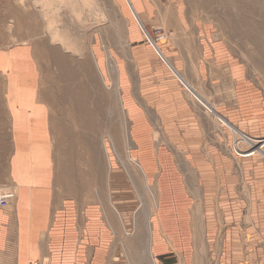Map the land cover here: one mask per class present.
Here are the masks:
<instances>
[{
  "label": "crops",
  "instance_id": "1",
  "mask_svg": "<svg viewBox=\"0 0 264 264\" xmlns=\"http://www.w3.org/2000/svg\"><path fill=\"white\" fill-rule=\"evenodd\" d=\"M235 3L238 13L167 14L145 13L139 0L116 49L131 155L158 194L148 228L156 264H264V158L234 150L238 134H247L241 152L264 137V6ZM158 23L168 34L162 56L142 33L150 38ZM0 79V186L9 193L0 264H124L121 247L111 257V222L115 210L131 218L137 198L114 148L108 167L106 113L82 132L79 112L58 110L68 126L57 148L55 98L33 51L0 49Z\"/></svg>",
  "mask_w": 264,
  "mask_h": 264
},
{
  "label": "rangeland",
  "instance_id": "2",
  "mask_svg": "<svg viewBox=\"0 0 264 264\" xmlns=\"http://www.w3.org/2000/svg\"><path fill=\"white\" fill-rule=\"evenodd\" d=\"M0 1H1L0 5L2 6V8H0V10H6V11H9L11 13L10 17L3 20L4 21V23H2L3 26H1V24H0V29H1L0 31H2V33L3 32L4 33H11V35L13 36L12 40H14V41L26 40L27 42L32 43L36 58L38 59V56H39L41 63L43 65L46 63L44 65V67L46 66L47 68H49L47 72L44 71L42 73V81H43L44 85H47L48 88H51V83L49 82L48 77L51 74H52L51 76H53V74L57 75L59 73V71H58L56 66H53V64L49 62L43 48H41L38 45V43H39L38 41H40V40H42L48 36L47 35L48 33H46L43 29V24L40 25V23L44 22V20H42V19H44V18H42L43 17L42 5L41 6L39 5L40 0H9V1L8 0H0ZM134 1L137 3L139 0H71V1L70 0H67V1L66 0H60V2L58 0H54L53 3L48 1L45 5L47 6V8L49 10L57 11L56 8H58L60 6V4H62V3L66 4L65 8L62 7L61 9H58V11H60V12L62 10L65 12L64 13H57L58 17L56 18L58 20L59 19L62 20L64 18V16L67 18L69 25H67L63 29H66L69 31H71L73 28L75 31L78 29H84V28L86 30L89 29L88 31H86L87 48L83 47V49L81 51L90 53V49H91L92 45L95 47V50L97 52L96 55L98 58L99 68L102 69V72L105 75L107 82L112 84L113 77L111 75L110 61H109L108 55H107L108 50L110 51L111 56L114 58V61H115L116 67H117L118 55H117L116 49L118 47H120L122 42H125L127 39V28H128V18H129L128 15L131 13H140L139 8H135L136 3ZM228 1L229 2L233 1V2L228 4ZM243 1L247 5L248 10L254 9L255 7H259V5L264 6V0H243ZM133 2L135 3V5L132 4ZM50 3H52V4H50ZM73 4H74V6H73ZM227 4H228V6H227ZM141 6H144V7H141L140 9L142 11V8H143L145 13H167V14L168 13H212V12L213 13H228V10L234 11V13H238L237 10L239 11L238 5L235 3V0H214L212 2H211V0H141ZM66 7H68V8H66ZM0 15H3V13H0ZM78 19H80V20H78ZM63 22L64 21L62 20L61 23L63 24ZM89 22H90V25H89ZM78 23H80V24H78ZM19 24H21V25H19ZM72 25H74V27ZM81 25L85 26V27H82ZM59 26H62V25H59ZM62 27H64V26H62ZM59 28H61V27H59ZM16 31H17V33L19 31L20 33H18V34L19 35L22 34V36H19L17 33H15ZM148 32L150 33L151 39L149 38V35L147 36L146 33L144 32V30L142 29V33L144 34L146 40L147 41L151 40V42L157 44L156 46H157V48H159V50H157V48H156V51L159 55H161V51H160V50H162L161 44L163 42H166V40L168 38V34L166 33V30L164 29V25H162L161 23H158L157 26H152V28L150 27V29L148 28ZM23 35H25V36H23ZM15 36H17L18 38L17 37L15 38ZM47 41L49 42V40H47ZM72 50H73L74 55H75L74 59H76L74 63L77 64L76 62L80 60L78 57L79 52L81 54H82V52L79 51L78 49H74V47H72ZM85 50H87V51H85ZM65 53L67 55H73L70 51L65 52ZM89 58H91V57H89ZM90 64L91 65H90V68L88 71L91 72L92 74H94L96 78L98 75V79H96L98 82L97 83L92 82V84H91L92 88L96 87L95 86V84H96L97 89H94L96 94H97V92H98L99 96L101 95V93L107 94V95H104V98H103L104 102L102 104L100 103L101 100H99V98H98L99 96H97V98H96V109H95V111H92V118L94 119L93 114H94V112H97L96 110H100V113H101V109L104 107L103 106V104H104L106 108H103V110H104V113H106V121L104 119H102L101 120V126L103 127L104 126L103 123L105 122V126H110L114 130L113 121L115 122V120H113V119L117 113L116 111H118V104L115 100L114 92L112 89H108V88L106 89V86L102 82L104 80L99 75L95 62L91 61V59H90ZM117 72H118V69H117ZM114 78L116 79V76ZM179 81L182 85H184L180 79H179ZM98 86L100 88L105 89L104 90L105 92H100L101 89H99ZM97 106L99 109L97 108ZM61 107H62V105L58 104L56 109H54V108L53 109L55 110V112L62 109L63 110L62 112L63 113L66 112L68 115V111L66 109H63V107L62 108ZM111 110L114 112V114L112 116H110V113H109V111H111ZM70 114H71V117L74 116V114H72V113H70ZM116 116L120 117V119L117 118L116 120H120L121 129L123 127H125V125L129 129L127 117H126V124H125L123 116H120L119 112L117 113ZM1 117L2 116L0 114V121H2ZM98 122H99L98 119H97V121H95V120L93 121L94 125H95V123H97V125H98ZM1 134H2V132H1V128H0V140L2 139ZM112 134H114V133H112ZM241 135L238 134V136L236 135L234 138V150H235L236 155L249 156V155H253V154H259V155H262V157L264 158V144H263L264 137L254 138V139L252 138L253 139L252 143H255L256 146H254L252 144V145H250L251 147H250L249 152L248 151L247 152H241L239 149H241L240 145L243 143V135H247V134L243 133ZM113 137H115V136H113ZM109 143H110V141L108 140V147H109L110 156H111V151H112L113 147H110L111 144L109 145ZM118 144L121 146L120 147L121 149H119V150H120V153L122 154L123 158H126L127 156L133 157L131 155V151H130L131 141H129V145L124 144V141L122 142V140H121V142H118ZM55 145H56V143H55ZM256 147H258V148H256ZM259 147L261 149H259ZM252 151H253V153H252ZM108 167H110L109 161H108ZM135 180H136L137 185L138 184L141 185L142 178L140 175L137 174ZM148 184L150 185L149 182H148ZM150 186L152 187V189L155 192V187L152 185H150ZM3 189L6 191L7 194H9L5 187H3ZM134 190L135 189H133L132 192L135 195V197L137 198V208L133 211L131 218L126 219L123 215L121 216L115 210L117 217H114L115 220L113 221V223L111 222V224L113 226L112 230H113V232H115L114 233L115 240L113 243V248L111 249V251H112L111 257L118 250V248L121 247L124 264H132V261H133L132 260L133 256H131L130 254H131V249L134 247L133 246L134 244L131 245V246H133L131 249L128 246V239L130 240L132 238V236H129L126 233V230L123 228L122 223L124 222V224L126 225V227L129 231L135 232L134 231L135 230L134 217L136 215L137 209L140 206V201H139L137 194ZM156 193H157V191H156ZM156 193H155V202L152 201L153 199L150 197V195H147V197L149 199L148 204H149V206L153 205L152 210H154V214L156 213V210H157V208L154 209L155 204L157 203V197H158V194H156ZM107 213H109L108 210H107ZM108 217L109 216L107 215L106 218L109 219ZM139 221L140 222L138 223V226H137L138 232H135V235H134V237H139V240L136 241V247H138V251H137L138 257H140L139 251L143 249V247H141L140 245H142L143 241H146V219L144 217V214L140 215ZM139 228H140V232H139ZM247 237H249V236H247ZM140 239H143V240L141 241ZM129 244H130V242H129ZM249 245L250 244H248L247 246H249ZM251 246H252V243H251ZM249 250H251V249H249ZM110 260H112V258H110ZM141 262H142V264L148 263V261H146L145 258H142ZM185 264H193L192 259H189V257H186V263Z\"/></svg>",
  "mask_w": 264,
  "mask_h": 264
},
{
  "label": "bare ground",
  "instance_id": "3",
  "mask_svg": "<svg viewBox=\"0 0 264 264\" xmlns=\"http://www.w3.org/2000/svg\"><path fill=\"white\" fill-rule=\"evenodd\" d=\"M48 1L53 3L54 0H40L39 1V5L40 6L42 5V15H43L42 18H44V19H42V20H44V22L40 23V25L43 24V29H44V31L46 33H48L47 34L48 36L46 38L38 41L39 42L38 45L41 48H43V50H44L49 62L52 63L53 66H56L58 71H59V73L57 75L53 74V76H51L52 75L51 74L49 77L47 76L48 79H49V82L51 83V88H48L47 85H44V83L42 81V86H43L42 88L47 89L48 92L50 94H52V96L55 98L54 102L51 103L52 110H50V111H52V113H54L55 116H56L57 112H55L54 109H56L58 104L62 105L63 109H66L68 111V113H73V112L77 111V112H79L78 115H79L80 119L77 118L75 126L79 127L80 126V122H81L82 132H84L85 126L86 127H90V129H89L90 132H92L94 130L93 129L94 128V123H93L94 119L92 118V111H95V109H96V98L99 95H98V92L96 94L95 91H94V89H97V85L95 84L96 87H94V88H92V85H91L92 82H95V83L98 82L96 80V79H98V75H97V78H96L94 74H92L91 72L88 71L89 68H90V65H91L90 64V59H91V61L95 62L96 66H97V69H98L97 71H98L99 75L101 76V78H103L104 81H102V82L106 86V89L108 88V89H112L113 90L114 96H115V100H116V102L118 104L119 115L123 116L124 122L126 124V114L124 113V110H123L122 105H121L120 89L118 87L116 79L114 78L115 76H118V74H117V69L118 68L116 67L114 58L111 56L110 51L108 50V54L107 55H108V59L110 61L111 75L113 77L112 84L107 82L105 75L103 74L102 70L99 68L98 58H97V55H96L97 52L95 50V47L92 45V47L90 49V53L81 51L83 49V47L87 48V42H86V35L87 34H86V31H88L89 29L87 28L88 30H86L84 28L85 30L84 29H78L76 31L74 30V28L72 30L70 29L71 31L63 29L67 25H69V22L67 21V18L64 16V18L62 19L64 21L63 24L61 23L62 22L61 19L58 20L56 18L58 17L57 13H64L65 12L63 10L60 12V11H58V9H61L62 7L65 8L66 4L62 3V4H60V6L58 8H56L57 11H52V10H49L47 8V6L45 5ZM58 1L60 2V0H58ZM236 1L239 2V0H236ZM52 3H50V4H52ZM73 6H74V4H73ZM0 8H2L1 5H0ZM66 8H68V7H66ZM0 13H3V15H0V24H1V26H3V24H2V23H4L3 20H5L8 17H10L11 13L9 11H6V10H0ZM78 20H80V19H78ZM78 24H80V23H78ZM19 25H21V24H19ZM59 25H62L64 27L59 26ZM89 25H90V22H89ZM72 26L74 27V25H72ZM59 27H61L62 29L59 28ZM82 27H85V26H82ZM15 33H17V31ZM18 33H20V32L18 31ZM19 36H22V34L19 35ZM23 36H25V35H23ZM12 37L13 36L11 35V33H4V32L2 33V31H0V49L10 48V47H13V46L14 47L15 46L16 47L24 46V47H27V48L31 49L33 51V54H34L35 63L37 65V69H40L41 77H42V73L44 71L47 72L49 68H47L46 66L44 67V65L46 63L43 65L41 63V60H40L39 56H38V59L36 58L35 51H34L32 43L27 42L26 40H24V41H14V40H12ZM16 37L17 36H15V38ZM47 40H49V42ZM72 47H74V49H78L79 51L82 52V54L79 52V56L78 57H79L80 60L78 59L79 61L76 62L77 64L74 63L76 59H74L75 55H74V52L72 50ZM69 51L73 55H67L65 53V52H69ZM85 51H87V50H85ZM88 56L91 57V58H89ZM13 60L14 59H12V61ZM23 63H24V58L21 57V58H19V60L15 59L14 62H13V65L17 64L18 68H22L23 67ZM25 65H26V63H25ZM38 65H39V68H38ZM2 67H3V65H2ZM1 86H2V81L0 79V92L3 90ZM99 89H101V91L99 90L100 92H105L104 91L105 89L100 88V87H99ZM23 90H22V94H23ZM28 91L31 92V89L30 90L28 89ZM45 92H46V90H45ZM26 95H27V93H26ZM104 95H107V94L106 93H101V95L98 97L99 100H101L100 101L101 104L104 102V99H103ZM20 96L24 97V95H20ZM42 99L44 100V98H42ZM31 100H32V98H31ZM1 105H2V103L0 102V110H1ZM103 106H104L103 108H106L104 104H103ZM103 108L101 109V113L103 115H105ZM109 113H110V116H112L114 114V112L112 110L109 111ZM53 121L54 122L53 123L51 122V123L54 126V128H53L54 129V139H55L56 147L58 148V146L60 145V141H61V139L63 137L62 131L60 132V129H61L62 125H64V126L67 125L68 126V124L66 122H63L61 120V117H58V116H56V119H54ZM66 129H65V132L67 134L68 131ZM105 129H106L105 130L106 131V133H105L106 136L108 137L109 141L111 140L113 148L115 149V151L117 152L121 162L123 163V165L127 169V172L129 174V180L131 181L132 186L134 187L135 192L137 194V197H138V199L140 201V206L137 209L136 215L134 217V222H135V230L134 231L135 232H138V227L137 226H138V223L140 222L139 221L140 215L144 214V217L146 219V241H143L144 243L142 242V245H140L141 247H143V249L139 251V254H140L139 256L140 257H138V252H137L138 251V247H136V241L139 240V237H134L135 232L129 231L127 229L126 225L124 224V222L122 223L123 224V228L126 230V233L129 236H132V238L130 240L128 239L129 248L131 249L134 246L131 249V254H130L131 256H133L132 257V260H133L132 264H142V262H141L142 258H145V260L148 261V263L146 262L147 264H156V261H154L152 252L150 250V238L148 237V228H149V225H150L149 224V217L151 215V212L153 211L152 210V206L153 205L149 206V204H148V200L149 199L147 197V195H150V197L153 199L152 201L155 202V193L152 190L151 186L148 184L146 174H145L141 164L137 161V159H135L134 157H131V156H127L126 158H123L122 154L120 153L119 149H121L120 148L121 146L118 144V142H121V140H122V142L124 141V144H126V145L128 144L129 145L130 134H129L128 127L125 125V127L122 128L121 132H119L118 135L115 134L113 128H111L110 126H105ZM111 132L114 133L115 135L112 134ZM113 136H115V137H113ZM81 138L80 139L83 140L82 136H81ZM101 139H103V138H101ZM116 140H117V143H116ZM102 144L103 145H101V147H103V149H104L105 148V144L104 143H102ZM253 145L256 146L255 143H253ZM256 148H258V147H256ZM103 149H102V151L104 152ZM259 149H261V148L259 147ZM91 150L93 151V149H91ZM252 153H253V151H252ZM106 154H107L106 158H107V160L109 161V164H110L111 163V161H110L111 159H110V151H109L108 145H107ZM137 174L140 175L141 178H142L141 185H139V184L137 185L136 184L135 178H136ZM139 232H140V228H139ZM140 240L142 241L143 239H140ZM129 242H130V244H129ZM131 245H133V246H131Z\"/></svg>",
  "mask_w": 264,
  "mask_h": 264
},
{
  "label": "built area",
  "instance_id": "4",
  "mask_svg": "<svg viewBox=\"0 0 264 264\" xmlns=\"http://www.w3.org/2000/svg\"><path fill=\"white\" fill-rule=\"evenodd\" d=\"M244 138H246V135H244ZM264 144V140H263ZM8 194L6 191L3 189V187L0 186V206L1 207H8L9 206V201H8Z\"/></svg>",
  "mask_w": 264,
  "mask_h": 264
}]
</instances>
